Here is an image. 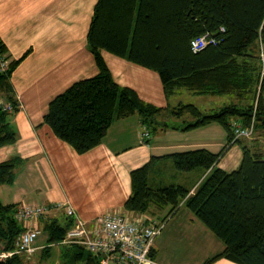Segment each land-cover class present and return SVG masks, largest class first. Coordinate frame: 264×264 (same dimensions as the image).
<instances>
[{
    "label": "trees",
    "instance_id": "1",
    "mask_svg": "<svg viewBox=\"0 0 264 264\" xmlns=\"http://www.w3.org/2000/svg\"><path fill=\"white\" fill-rule=\"evenodd\" d=\"M206 33L221 41L194 53L192 39ZM261 43L264 0H98L88 32V46L98 73L56 95L49 103L44 123L78 153H85L102 143L115 119L136 113L144 123L156 119L162 108L145 102L135 89L117 83L103 51L159 73L167 97L179 89L199 95L234 94L240 104H228L211 114H204L193 104L172 109L173 115L190 113L195 117L182 130L217 122L225 128L227 142L218 152L194 148L154 156L132 170V192L124 209L150 213L152 208L169 207L171 215L185 204L225 244L221 253L204 264L220 257L239 264H264V151L239 138L236 140L243 149L240 165L231 172L218 165L235 140L231 118L243 126L254 120L255 131L264 130V83L258 90ZM6 52L0 40V54ZM22 59L10 60L8 69L0 71V100L12 106L9 111L0 102V147L18 139L9 123L10 116L19 110L11 78ZM167 159L173 160L178 170L203 168L208 174L193 193L175 183L152 186V172ZM21 162L18 157L0 162V184L14 182ZM17 207L0 199V242L6 250L15 247L16 238L24 230L16 216ZM39 224L48 234L42 250V257L47 258L73 222L62 226L47 214ZM99 257L84 246L68 245L61 253V264H100ZM0 264L25 262L21 254H14L0 259Z\"/></svg>",
    "mask_w": 264,
    "mask_h": 264
},
{
    "label": "crops",
    "instance_id": "2",
    "mask_svg": "<svg viewBox=\"0 0 264 264\" xmlns=\"http://www.w3.org/2000/svg\"><path fill=\"white\" fill-rule=\"evenodd\" d=\"M97 2L0 0V40L7 48L5 56L9 61L23 57L11 78L19 110L10 116L9 123L18 139L0 147V162L11 157H18L22 162L14 182L9 185L13 200L3 201L1 190L5 185L1 184L0 199L4 204L47 206L44 215L57 218L64 214L68 222H73L75 218L66 213L68 204L73 207L75 217L89 225L105 213L128 212L124 204L132 192L131 171L154 156L194 148L218 152L227 142V132L221 124L212 122L182 130L195 117L187 116V123L177 124L179 118L170 113L187 99V104L211 114L225 106V101L217 98L221 96L209 95L212 97L206 100L179 89L167 97L159 73L109 51H103L102 55L115 81L135 89L145 102L162 108L151 121L156 127L151 130L138 113L115 119L102 143L85 153H78L55 135L44 123L50 101L74 82L98 73L88 46L89 27ZM201 101H206V109H202ZM233 103L240 104L241 100L235 96ZM144 128L150 132L147 138L142 135ZM241 141L264 151V130L259 128L252 138L243 137ZM242 157V144L235 139L218 165L231 172L240 165ZM162 162L170 166V159L159 163ZM173 173L181 175L179 183H174L193 193L208 171L196 168L184 174ZM176 174H172L173 178ZM155 211L158 209L145 214L152 217ZM36 240L32 244L34 251L42 253L43 246L35 244ZM224 248L225 244L183 204L166 220L165 228L155 239L151 256L160 264H204ZM196 249L200 254H194ZM212 264L239 263L220 257Z\"/></svg>",
    "mask_w": 264,
    "mask_h": 264
},
{
    "label": "built area",
    "instance_id": "3",
    "mask_svg": "<svg viewBox=\"0 0 264 264\" xmlns=\"http://www.w3.org/2000/svg\"><path fill=\"white\" fill-rule=\"evenodd\" d=\"M224 32V27L222 28ZM221 40L210 36L208 33L198 36L191 41V50L198 53L210 44H218ZM260 91L264 83V44L261 43L259 52ZM9 60L0 54V71L8 69ZM9 111L12 106L7 102H1ZM143 137H149V130L144 128ZM234 139L242 137L252 138L255 133V121L248 126L240 122L233 123ZM47 212V206L37 204L20 203L16 216L22 222L24 230L18 235L15 247L9 250H1L0 259H5L14 254L34 252L33 243L41 232L39 220ZM66 213L75 218L72 226L67 230L60 244L81 245L88 251L99 254L100 264H160L155 261L151 252L156 237L165 228L166 220L151 219L143 214L133 215L127 213H105L89 225L75 217V211L71 205H66ZM35 222L34 224H32Z\"/></svg>",
    "mask_w": 264,
    "mask_h": 264
},
{
    "label": "rangeland",
    "instance_id": "4",
    "mask_svg": "<svg viewBox=\"0 0 264 264\" xmlns=\"http://www.w3.org/2000/svg\"><path fill=\"white\" fill-rule=\"evenodd\" d=\"M182 90H183L182 92H190L187 89H182ZM198 95L199 94H197L196 96H198ZM201 96L203 97V99H206V100H208V98L212 97V96H209V95H201ZM218 96H221V97H217V98H220V100L225 101V103H224L225 106L228 105V104L233 103L234 98H235L234 94L218 95ZM0 102H5V101H3L1 99ZM188 102H189V100H187V99L184 100V104H187ZM237 104H239V103H237ZM200 105H201L202 109H206V101H201ZM196 107H198V106H196ZM170 113L173 115L172 111ZM187 116H191L192 118H194L190 113H184V114H182L180 116L174 115L175 118H179L176 121L177 124L181 123V122L182 123L183 122L187 123L188 122L187 121ZM231 119H233V121H235L234 119H236V118H231ZM147 124L151 128V130L156 127V125H154L150 121ZM173 172H180L181 174H184L185 171H181V170L176 169V167H175V165L173 163V160L172 161L170 160V166L166 162H164V164H160V165L156 166L154 171L152 172V174L150 176L151 185L152 186L153 185L154 186H164L165 184L174 183V181L176 183H179V181H180L179 178L181 177V175H179V173L176 174V173H173ZM172 174H176L174 176V178H173ZM190 174H192V173H190ZM31 192H32V190H30V193ZM1 194H2V199H3V201H5V203H9L10 201L13 200V198L10 197V186L9 185L2 186ZM152 209H155V208H152ZM169 210H170V208H168V209L165 208L163 210H158L157 212L155 211L156 213L152 214L151 215L152 217L147 216L145 213H143V214H144V216H147L148 218H151L153 220H154V218H160V217L163 218L164 216L165 217L163 219H160V220H168V218L172 215V214L168 215ZM57 220L62 226H66V224L68 223V217L65 216L64 214L57 215ZM41 232H42V234L38 237V239L36 240L35 244L42 245L44 247V246L47 245V236H48V234L42 228H41ZM67 247H68V245H66V244L55 245L54 248L52 249V252H51L50 256L47 257V258L42 257V255H41L42 253H41L40 250L34 251L32 254H29L30 256H26V255H24V253H21V257H22V260L25 262V264H61V262H62L61 261V253ZM180 249L181 248H179L178 250L180 251ZM1 250H6V249L3 248L2 244H1ZM184 250L186 252H189V248L188 247H185ZM194 254H200V253L196 249Z\"/></svg>",
    "mask_w": 264,
    "mask_h": 264
}]
</instances>
